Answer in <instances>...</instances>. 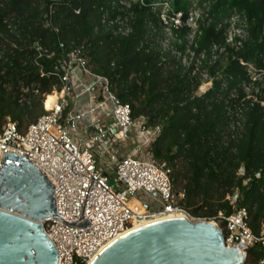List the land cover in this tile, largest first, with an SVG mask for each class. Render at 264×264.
Returning <instances> with one entry per match:
<instances>
[{"label":"trees","instance_id":"16d2710c","mask_svg":"<svg viewBox=\"0 0 264 264\" xmlns=\"http://www.w3.org/2000/svg\"><path fill=\"white\" fill-rule=\"evenodd\" d=\"M0 0V133L7 120L20 133L49 110L48 100L62 83L56 70L71 53L81 52L92 71L106 77L111 91L144 118L162 127L153 145L157 161L172 172L175 191L185 192L184 207L195 219L214 220L236 208L248 210L254 235L264 230V0ZM182 13L173 29L187 47L190 7L201 13L191 49L204 55L202 68L212 88L198 94L200 73L164 53L153 42L162 33L158 4ZM79 11V14L76 12ZM233 12L248 21V39L224 48L217 25ZM121 23L128 34L119 33ZM64 45V49L60 48ZM37 49H40L39 51ZM243 63L244 65H242ZM252 66L256 80L248 73ZM250 87L251 94L245 91ZM244 170V174L241 171ZM181 187V189H178ZM231 199V200H230ZM223 227V225H221ZM264 246L247 252L245 264H262Z\"/></svg>","mask_w":264,"mask_h":264},{"label":"built area","instance_id":"2783aa9c","mask_svg":"<svg viewBox=\"0 0 264 264\" xmlns=\"http://www.w3.org/2000/svg\"><path fill=\"white\" fill-rule=\"evenodd\" d=\"M120 3L129 8V3ZM158 5L169 8L165 14L159 13V18L175 42L170 45L165 41L162 51L183 67L193 68L195 76L205 59L203 54L196 57L191 49L201 34L197 25L201 14L189 13L185 24L191 29L186 37L190 43L183 52L176 47L182 43L173 34V29L183 27L182 13L173 12L168 2ZM217 29L225 31L226 46L213 47L210 65L218 58L216 52L224 53L226 47L238 50L249 37L247 17L241 13L233 12L224 18ZM119 33L129 31L121 27ZM60 48L64 49V45L60 44ZM249 68L252 66H248L250 74ZM56 70L62 89L53 91L57 98L49 110L44 107L46 114L24 133L7 120L0 133V167L7 166L2 164L6 154L25 157L54 186L53 199L60 220L49 216L41 224L57 250L58 264H90L128 233L147 224L175 219L214 224L223 231L226 246L241 250L245 257L256 245L264 246V230L260 236L254 235L248 224V210L236 208L234 200L230 199V215L221 212L211 221L195 219L187 211L185 192L175 191L171 170L157 161L152 149L162 135V127H149L144 118L134 120L130 107L111 91L109 80L95 74L81 52L68 55ZM199 73L201 87L212 83L206 70ZM245 89L250 91V87ZM80 98L86 101L78 107ZM130 142L135 147L126 158L119 159V149ZM115 144L117 151L112 148ZM111 167L115 168V182L121 190L108 184L106 171ZM136 196L142 199L130 204V198Z\"/></svg>","mask_w":264,"mask_h":264},{"label":"water","instance_id":"95a60500","mask_svg":"<svg viewBox=\"0 0 264 264\" xmlns=\"http://www.w3.org/2000/svg\"><path fill=\"white\" fill-rule=\"evenodd\" d=\"M2 164L7 166L0 167V264H58L57 250L41 224L49 216L60 220L54 186L25 157L6 154ZM245 263L241 250L228 248L214 224L175 219L128 233L90 264Z\"/></svg>","mask_w":264,"mask_h":264},{"label":"rangeland","instance_id":"374dc122","mask_svg":"<svg viewBox=\"0 0 264 264\" xmlns=\"http://www.w3.org/2000/svg\"><path fill=\"white\" fill-rule=\"evenodd\" d=\"M122 2L123 3H125L126 5H128V2L127 1H125V0H122ZM161 4V3H160ZM158 10V12L160 13V15L161 14H165L168 10H169V8L167 7V6H165V5H163V7H162V5H158V8H157ZM194 11H196L197 12V14H201L200 12H199V10H198V8L196 7V3H194L191 7H190V9H189V12H190V14L191 13H193ZM193 15V14H192ZM160 17V16H159ZM121 27L124 29V27H125V25H121ZM162 33H156L155 34V37H154V39H153V42H155L156 44H158L160 47H161V49H164V45H166V42L165 41H168V43L170 44V45H173L175 42L173 41V39L172 38H170L167 34V32L163 29V26H162ZM189 43H190V40H188L187 41V46H189ZM249 72H250V74L251 75H253L252 77H254V78H256V76H254V74L256 73L255 72V69L252 67V68H249ZM206 86H209L210 87V89L212 88V86H213V84L212 83H210V84H208V83H205L202 87H201V89H200V93H199V95H203V93H205L204 91H203V88L204 87H206ZM76 91L78 92V93H80V87H79V85H77L76 86ZM245 91L247 92V93H249V94H251V92L250 91H248V89H245ZM203 92V93H202ZM83 101H86V99L85 98H80V100H79V103H78V107H81L82 106V103H83ZM86 139H88V136H86ZM133 147H135V143L134 142H130V144L129 145H127V146H125V147H122V148H120L119 149V147H118V145L117 144H115V145H113V150H115V151H117L118 149H119V151H118V153H117V157L119 158V159H121V158H126L128 155H129V153H130V151H131V149L133 148ZM104 168V167H103ZM106 173H107V175H108V184L111 186V187H114V189L115 190H121V186L118 184V183H116L115 182V178H116V173H115V168L114 167H111L110 169H108L107 171H106ZM242 174V173H241ZM178 189H181V187H179ZM142 198L140 197V196H136V197H133V198H130V200H129V202H130V204H133L135 201H137V200H141ZM232 200H234V199H232Z\"/></svg>","mask_w":264,"mask_h":264},{"label":"bare ground","instance_id":"6f19581e","mask_svg":"<svg viewBox=\"0 0 264 264\" xmlns=\"http://www.w3.org/2000/svg\"><path fill=\"white\" fill-rule=\"evenodd\" d=\"M56 98H57V95H56V93H53L51 96H49V98H48V100L50 101V103H49V108H51V106H52V103L56 100ZM152 224V223H151ZM151 224H147V225H145V226H149V225H151ZM154 224V223H153ZM144 226V227H145Z\"/></svg>","mask_w":264,"mask_h":264}]
</instances>
